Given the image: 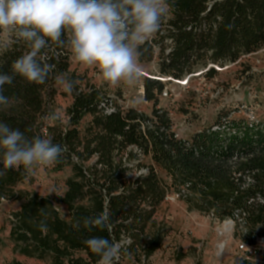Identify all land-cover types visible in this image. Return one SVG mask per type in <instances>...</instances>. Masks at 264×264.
<instances>
[{
    "label": "trees",
    "instance_id": "obj_1",
    "mask_svg": "<svg viewBox=\"0 0 264 264\" xmlns=\"http://www.w3.org/2000/svg\"><path fill=\"white\" fill-rule=\"evenodd\" d=\"M167 2L171 17L156 33L158 39H151L161 48L158 76L182 80L208 65V74L216 73V65L264 49V0ZM152 47L148 40L140 45L139 58L146 49L151 57ZM27 51L17 43L0 53V72L10 73L12 62ZM69 58L66 47H54L46 57L54 72L45 84H30L17 76L4 86L14 103L0 112V120L29 138L50 136L66 148L53 167L70 164L73 171L63 194L45 196L14 191L29 175L23 168L0 175V200L22 199L10 220L14 253L48 264H98L99 257L84 241L102 236L122 244L117 264L127 256L149 258L162 244L164 233L155 213L171 189L190 210L219 221L231 218L246 234L264 227V124L225 112L190 137H178L169 113L156 106V93L164 87L161 78H144V97L154 101L151 114L119 105L108 111L99 88L76 83ZM60 73L74 81L73 101L68 122L51 125L48 103L56 93L54 76ZM88 113L92 118L81 131L79 124ZM59 203L67 207V218L60 214ZM106 207L112 213L111 231L83 227L84 217ZM77 220L79 229L73 227ZM6 264L26 263L13 258Z\"/></svg>",
    "mask_w": 264,
    "mask_h": 264
},
{
    "label": "rangeland",
    "instance_id": "obj_2",
    "mask_svg": "<svg viewBox=\"0 0 264 264\" xmlns=\"http://www.w3.org/2000/svg\"><path fill=\"white\" fill-rule=\"evenodd\" d=\"M169 17L170 11L162 19L161 26ZM154 38L158 39L157 34L148 40L153 44L152 56H149L150 52L146 49L144 57L139 58L142 73L135 85H110L102 79L98 69L74 62L71 53L69 70L82 88L93 85L101 90L107 99L108 111L113 110L114 105H119L123 109L133 107L151 114L154 101L144 97V78H161L164 87L161 93H156V106L169 113L173 130L178 137H190L193 132L211 125L220 113L225 112L231 118H244L249 122L264 124V49L242 55L224 66L216 65V73L208 74V65L199 67L197 71L179 80L158 76L161 48L159 43L151 41ZM165 48L167 51L168 47ZM55 87L56 93L48 103L50 113L47 121L51 125L66 124L69 118L67 109L73 101V92H66L58 84ZM91 118L89 113L82 118L79 124L81 131ZM144 170L141 168V171ZM72 174L70 164L59 170L53 165L37 167L34 174H29L14 186V191L37 192L42 196L63 194L66 189L65 181ZM160 176L170 183L165 172L160 171ZM21 202L22 199L0 200V264H6L13 258L26 264H48L13 252V244L9 238L10 220ZM57 207L62 217L67 218V207L61 203ZM155 217L164 233L161 247L146 259L127 256L122 264H239V244L246 242L254 245L256 236H264V227L259 226L253 234H246L231 218L219 221L209 214L190 210L172 189L160 204ZM223 242V254L218 256L217 252L221 251L218 245ZM246 255L248 258L244 260L245 264H264V248L251 249Z\"/></svg>",
    "mask_w": 264,
    "mask_h": 264
},
{
    "label": "clouds",
    "instance_id": "obj_3",
    "mask_svg": "<svg viewBox=\"0 0 264 264\" xmlns=\"http://www.w3.org/2000/svg\"><path fill=\"white\" fill-rule=\"evenodd\" d=\"M169 8L167 0H0V53L17 43L28 49L12 62L10 73L0 72V112L13 106L14 98L4 94V86L17 76L37 85L52 77L54 65L46 57L54 47H66L74 62L98 69L110 85H135L142 73L139 46L158 32ZM54 79L66 92L73 90L74 81L66 74ZM65 151L50 136L29 138L0 120V175L21 168L34 174L37 167L58 163ZM111 216L106 207L84 217L83 227L111 231ZM40 226H45L43 221ZM80 226V220L73 225ZM84 243L99 257L98 264H117L120 242L93 236ZM222 254V249L217 252Z\"/></svg>",
    "mask_w": 264,
    "mask_h": 264
},
{
    "label": "built area",
    "instance_id": "obj_4",
    "mask_svg": "<svg viewBox=\"0 0 264 264\" xmlns=\"http://www.w3.org/2000/svg\"><path fill=\"white\" fill-rule=\"evenodd\" d=\"M166 94V93H165ZM258 247L260 248H264V236H256L255 239V244H249L246 242H242L239 244L238 246V255H237V260H246L248 258V256L246 255V253L251 249H258Z\"/></svg>",
    "mask_w": 264,
    "mask_h": 264
},
{
    "label": "bare ground",
    "instance_id": "obj_5",
    "mask_svg": "<svg viewBox=\"0 0 264 264\" xmlns=\"http://www.w3.org/2000/svg\"><path fill=\"white\" fill-rule=\"evenodd\" d=\"M230 228V227H229ZM225 228H221V230H224ZM224 245L225 243H220L218 246H219V250L223 249L224 248Z\"/></svg>",
    "mask_w": 264,
    "mask_h": 264
},
{
    "label": "water",
    "instance_id": "obj_6",
    "mask_svg": "<svg viewBox=\"0 0 264 264\" xmlns=\"http://www.w3.org/2000/svg\"><path fill=\"white\" fill-rule=\"evenodd\" d=\"M210 66H211V65H210ZM208 68H209V67H208ZM208 68H207V69H208ZM159 79H160V78H159Z\"/></svg>",
    "mask_w": 264,
    "mask_h": 264
}]
</instances>
